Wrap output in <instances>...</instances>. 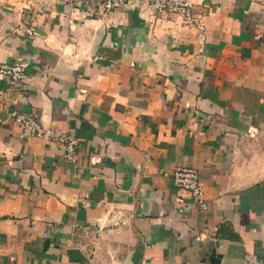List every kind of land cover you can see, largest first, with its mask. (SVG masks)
Listing matches in <instances>:
<instances>
[{
    "label": "crops",
    "instance_id": "crops-1",
    "mask_svg": "<svg viewBox=\"0 0 264 264\" xmlns=\"http://www.w3.org/2000/svg\"><path fill=\"white\" fill-rule=\"evenodd\" d=\"M190 1L0 0V264H264V0Z\"/></svg>",
    "mask_w": 264,
    "mask_h": 264
},
{
    "label": "built area",
    "instance_id": "built-area-1",
    "mask_svg": "<svg viewBox=\"0 0 264 264\" xmlns=\"http://www.w3.org/2000/svg\"><path fill=\"white\" fill-rule=\"evenodd\" d=\"M92 7L99 8L105 14H113L123 8L127 0H86ZM154 11L161 13H175L182 17L186 23L201 25L193 15V5L190 0H149ZM0 74L8 76L15 84L23 82L27 77V65L25 63L1 64ZM15 121L22 126L26 135L45 139L61 145L65 150V156L74 160L76 156L78 138L67 132L42 125L31 116L14 113ZM173 183L176 187L190 191L194 198L205 206V190L201 182L199 170L194 166H178L173 172Z\"/></svg>",
    "mask_w": 264,
    "mask_h": 264
}]
</instances>
